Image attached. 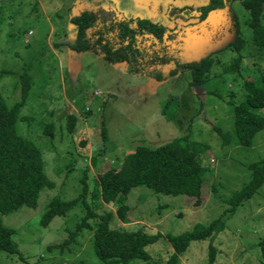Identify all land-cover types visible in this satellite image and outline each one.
I'll list each match as a JSON object with an SVG mask.
<instances>
[{"label": "rangeland", "instance_id": "rangeland-1", "mask_svg": "<svg viewBox=\"0 0 264 264\" xmlns=\"http://www.w3.org/2000/svg\"><path fill=\"white\" fill-rule=\"evenodd\" d=\"M90 1L103 3L101 17H141L153 22L161 20L168 5L196 7L206 2L0 0V92L8 108L22 101L16 133L40 150L45 174L53 183V188L40 192L35 208L21 207L0 215L1 222L14 230L12 239L25 264H101L93 250V231L75 232L85 209L78 204L65 217L54 218L43 227L40 220L48 203L78 196L85 174L92 210L96 214L114 211L115 204L106 206L92 194L98 176L120 167L125 154L137 147H155L187 136L208 148L203 160L208 179L199 208L185 196L155 194L146 187L133 188L124 198L133 210L129 223L142 226L148 234H161L146 251L151 262L162 264L173 252L165 236L217 219L229 209V198L249 182V165L264 158V129L250 147H243L233 128V108L246 99L244 82L264 84V46L254 44L252 30L245 23L246 12L235 2L242 50L216 55L203 85H190L188 72L157 83L126 74L123 65L107 64L91 53L70 51L68 43L75 34L70 17L92 6ZM261 22L264 28V14ZM23 76L30 79L24 99ZM68 117L75 118L73 126ZM49 126L50 135L44 130ZM71 233V244L58 248ZM262 238L264 184L225 218L224 230L213 241L192 242L178 257L179 264H208L209 245L214 249L213 264H259ZM0 264L24 262L0 251Z\"/></svg>", "mask_w": 264, "mask_h": 264}, {"label": "trees", "instance_id": "trees-1", "mask_svg": "<svg viewBox=\"0 0 264 264\" xmlns=\"http://www.w3.org/2000/svg\"><path fill=\"white\" fill-rule=\"evenodd\" d=\"M235 2H239L246 12L245 23L252 30L254 44L264 46L261 22L264 0H206L196 7L168 5L159 22L141 17H101L99 7L103 3L91 2L92 6L82 7L71 15L75 34L68 48L75 55L88 52L107 64L123 65L126 74L157 83L188 72L190 85H203L209 79L216 55L226 51L238 53L244 46L240 19L233 8ZM23 77L24 99L30 79ZM243 88L246 99L233 108V128L239 144L250 147L255 135L264 129V84L245 81ZM21 106L22 101L8 108L0 92V215L16 212L21 207L35 208L40 192L53 188L45 174L40 150L16 133ZM68 118L73 126L75 118ZM45 128L50 135L51 127ZM101 128H104L103 123ZM207 150L205 144L192 142L187 136L175 137L155 147H137L125 154L120 167L109 168L98 176L96 191L92 194L106 206L115 204L114 211L96 214L92 210L87 201L88 186L83 174L78 196L69 201L52 199L40 224L47 227L54 218L65 217L80 204L85 212L75 232L93 231V250L101 264H129L132 261L156 264L150 261L146 248L161 239V234H148L142 226L129 223V211L133 210H129L124 198L133 188L146 187L155 194L185 196L189 201L194 200L192 206L199 208L208 179L203 166ZM248 170L249 182L229 198V209L217 219L207 226L197 225L179 235L165 236L173 252L162 264H179L178 257L192 242L213 241L224 230L225 218L264 184V158L251 163ZM116 222L120 226H115ZM14 234L0 218V251L17 255L25 264V257L13 242ZM73 240L74 233H71L70 239L58 248L68 246ZM258 248L261 253L259 264H264V238ZM51 249L53 247H47V250ZM213 253L214 249L209 245L208 264L214 262Z\"/></svg>", "mask_w": 264, "mask_h": 264}]
</instances>
